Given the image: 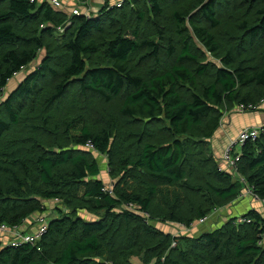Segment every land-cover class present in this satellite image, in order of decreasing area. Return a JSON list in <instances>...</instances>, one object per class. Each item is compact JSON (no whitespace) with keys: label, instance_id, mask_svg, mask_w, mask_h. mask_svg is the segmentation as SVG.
<instances>
[{"label":"trees","instance_id":"trees-1","mask_svg":"<svg viewBox=\"0 0 264 264\" xmlns=\"http://www.w3.org/2000/svg\"><path fill=\"white\" fill-rule=\"evenodd\" d=\"M41 51L0 102V222L21 229L47 201L70 213L35 246L0 243V264H264L261 213L213 215L245 188L264 200V132L239 175L207 145L224 113L264 102V0H126L90 18L0 0V95ZM211 215L199 237L156 226Z\"/></svg>","mask_w":264,"mask_h":264},{"label":"built area","instance_id":"built-area-1","mask_svg":"<svg viewBox=\"0 0 264 264\" xmlns=\"http://www.w3.org/2000/svg\"><path fill=\"white\" fill-rule=\"evenodd\" d=\"M30 1L34 2L35 0H30ZM46 1L50 3L54 9L61 10V11H64L65 8H67L70 4L76 5V8L71 9L72 16H77V17L83 16L85 18H90L92 14V11L88 9V5L86 4L85 0H46ZM107 1H109L107 3L110 7H115V6H121L126 0H107ZM258 109L259 107L253 106V105H249V106L242 105L239 108H237V111L241 114H245L248 112L257 111ZM263 132H264V127L262 128L252 127V128L244 129L239 134V136L235 140L231 141L229 146L225 149L224 156H223L224 166L223 168L221 167L220 169L223 171L227 170L233 174L239 175L238 174V162L240 161L243 146L248 141H251V142L257 141V139ZM87 147L94 150L91 143H89ZM241 181L243 180L241 179ZM105 192L112 194L113 186L111 187L106 186ZM246 195L251 197L254 201L264 204V200L261 199L258 195H256L252 189L245 188V192L240 196V199H244ZM220 212H221V209H217L213 215H217V214L220 215ZM142 214L147 220H149L150 215L148 213L143 212ZM211 216L198 221L197 223L192 225L191 228H187L183 224L178 225V226L180 229H183V231L188 233L190 232V230H192V228L196 227L197 225L205 224L211 218ZM34 219H38L36 223L38 225V228L35 233H27V232L22 231L20 228H10L6 224H3L0 222V236L2 237L10 236L11 237V239H8V242L4 243L2 246L3 247H13V248H18L24 245L35 246L39 242V240L42 238V236L46 234L48 224H47V220L45 217H38ZM245 222H246V219H244L243 217H239L237 224H243ZM173 246H175V244H173ZM259 246L264 247V232L261 236Z\"/></svg>","mask_w":264,"mask_h":264},{"label":"rangeland","instance_id":"rangeland-1","mask_svg":"<svg viewBox=\"0 0 264 264\" xmlns=\"http://www.w3.org/2000/svg\"><path fill=\"white\" fill-rule=\"evenodd\" d=\"M85 2L88 5V9L91 10L92 13H97L98 10H100L101 7L103 8L106 5V3L109 2V1H107V0H85ZM74 8H76V5L70 4L67 8H65V10L63 12H65L70 17V16H72L71 9H74ZM61 32H65V30L63 29ZM207 56H208V58L211 61L218 63V61L215 59V57L212 56L211 54L207 53ZM46 57H47L46 52L45 51H41L39 53V55H38V58L35 60V62H33V64H31L23 72H21L14 79H12L10 81L8 87L3 92H1L0 102H2L4 100V98H6L10 93H12L18 87V85L30 74V72L33 71L34 69H36L38 67V65ZM263 104H264V102H263ZM74 148H77L79 150H83L84 149V148L78 147V146H75ZM87 149L90 150V152H92L95 155V157L97 158V161L99 162V165L101 167V175H100V177L105 182V185H107V187L114 186V184L117 183V180L113 179L110 176L109 169H108V162H107V159H106L107 157L105 155L97 154L95 151H93L92 149H89L88 147H87ZM249 198H251V197H249ZM249 198L247 197V198H244V199H239L238 201L235 202V206L234 207H236L235 208V215L236 216L237 215L240 216V215L245 214L246 212L252 210V209L250 210V208H249L250 207V199ZM252 201H254V200L252 199ZM254 203L256 205H260V206L262 205V207H264V204H262L260 202L254 201ZM45 205H46V208H47V211L45 213V217H47L46 220L48 222L52 221L55 218L60 217L61 214L59 213V209H61V211H64V213H66V214L70 213V210H68L65 206L61 205V203H59V202L47 201V202H45ZM256 209H254L253 211H256ZM261 209H263V208H261ZM228 210H229L228 208H222L221 214L220 215L217 214L218 216L215 219L217 221V223L224 224L225 222H228L231 218L234 217L233 216L234 214L233 213L229 214ZM80 215L83 216L86 219H89V220L97 219L96 216L89 215L87 212H83ZM37 220L38 219L33 220L32 218H30L29 219V224L32 225V223H33L32 227H35L36 224H34V223H37ZM175 225H177V223H175V224L173 223L172 224V223H169V222H165V223L164 222H160V223L156 224L158 229L167 231V232L171 233L174 236H177V235H184L185 236V235L190 233V232L181 233L180 231H177V229H179V228H177V226H175ZM206 226H207L206 228L208 230H210V231H212L214 229L208 224ZM27 228L28 227L26 226V228H24V229L27 230ZM204 232H205V230L200 231V232L198 231L197 234L193 235V236L199 237ZM190 234H194V233H190ZM8 239H11V237L10 236H5V237L0 236L1 245H3L4 243L8 242Z\"/></svg>","mask_w":264,"mask_h":264},{"label":"crops","instance_id":"crops-1","mask_svg":"<svg viewBox=\"0 0 264 264\" xmlns=\"http://www.w3.org/2000/svg\"><path fill=\"white\" fill-rule=\"evenodd\" d=\"M252 127H260V128L264 127V104L257 111L248 112L245 114L239 113L237 109L231 112L224 113L220 129L218 130L214 138H212L207 144L212 154L214 155L216 161L222 168L224 166L223 156L225 149L229 146L231 141L235 140L239 136V134L244 129L252 128ZM247 197L249 198V196L247 195L244 198ZM249 199H250V207H249L250 210L251 209L254 210L257 208L258 210L256 209V211H258L264 216V207H262V205L261 206L256 205L251 198ZM229 208L231 209V206ZM235 208L236 207H232L231 209V213L234 214L233 216H236ZM40 217H45V214L41 215ZM32 219L35 220L34 218ZM207 224L208 223L197 225L196 227L192 228V230H190V233H197L198 231H201V229L205 227ZM26 226L28 227L27 230L24 229L26 228ZM26 226L21 228V230L27 233H35L38 228L37 224L35 225V227H32L33 223L32 225L29 224V219L26 222ZM175 226L179 228L178 225ZM177 231H180L181 233L185 232L183 231V229L180 228L177 229ZM134 260L132 261L133 264H139L136 259Z\"/></svg>","mask_w":264,"mask_h":264}]
</instances>
